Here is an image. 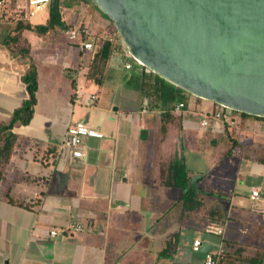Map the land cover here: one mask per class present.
<instances>
[{
    "label": "crops",
    "instance_id": "crops-1",
    "mask_svg": "<svg viewBox=\"0 0 264 264\" xmlns=\"http://www.w3.org/2000/svg\"><path fill=\"white\" fill-rule=\"evenodd\" d=\"M5 2L0 125L28 97L22 76L31 63L38 89L32 118L14 124L17 141L0 166V264H203L209 251L217 264H264V119L235 112L233 123L212 120L202 127L201 114L217 103L184 91L170 108L153 107L139 90L142 67L126 58L122 40L102 83H95L87 77L91 54L80 47L86 39L72 41L66 33L81 24L92 40L108 26L119 41L111 20L91 1L60 0L69 27L53 36L23 29L28 54L11 51L4 38L16 21L45 23L52 1L30 19L26 0ZM166 110L171 117L162 130ZM72 121L103 134L85 138L82 158L65 150L57 156ZM171 160H183L191 183L211 193H198L200 206L183 207L184 190L163 184ZM74 221L85 229L49 235L50 228Z\"/></svg>",
    "mask_w": 264,
    "mask_h": 264
},
{
    "label": "water",
    "instance_id": "water-1",
    "mask_svg": "<svg viewBox=\"0 0 264 264\" xmlns=\"http://www.w3.org/2000/svg\"><path fill=\"white\" fill-rule=\"evenodd\" d=\"M128 53L197 97L264 116V0H90Z\"/></svg>",
    "mask_w": 264,
    "mask_h": 264
},
{
    "label": "trees",
    "instance_id": "trees-1",
    "mask_svg": "<svg viewBox=\"0 0 264 264\" xmlns=\"http://www.w3.org/2000/svg\"><path fill=\"white\" fill-rule=\"evenodd\" d=\"M3 1L4 2L2 6H4V4L6 3L5 0ZM67 27L69 26L63 19L60 0H52V3L49 8V15L45 23L33 24L27 20L19 18L16 21L14 28H12L9 33L5 36L4 43L8 46L11 51L17 49V51L21 55H25L28 54L29 49L27 46H24L22 44V39H20V33L23 29H32L36 30L39 33H49L53 36L57 31L65 29ZM114 30L117 36V40L119 39V41H115L112 35L110 36L98 34L92 37L93 47L89 51V53L91 54V58L89 61L87 77L93 79L97 84L102 83L101 77L104 72L105 65L109 61L111 55L114 53L116 48H118V45L120 46L119 42L121 41V38L118 32L116 31L115 27ZM87 37V33L81 36L82 39H87ZM141 67L142 71L139 75V90L142 96L147 98V101L153 107L166 106V108H170L169 105L179 99L178 92L184 91L188 93L182 88H179L171 84L164 78L158 76L145 66L141 65ZM22 80L26 85L28 97L24 99L22 104L13 111L10 119L0 125V140L2 142L0 144V166L10 159L13 152V148L17 141V136L12 131V127L15 123L18 122L22 124L28 123L32 118L34 112V106L37 101L36 91L38 89L37 71L34 63L30 64L28 70L23 74ZM240 113L244 116H254L256 118L264 119V116L250 115L244 112ZM170 117L171 114L169 110H166L162 114V120H164L162 130L165 129V122ZM226 133L231 139V141H234L227 130ZM200 179L201 177H197L196 181ZM162 182L165 185L180 187L184 190L182 196L183 207H185V205L189 207L190 203L192 207L200 206L202 202L197 199L198 193L202 192L211 195L210 192L202 191L200 186L196 187L194 183H191L187 166L183 160H171L168 162L166 167V173L162 176Z\"/></svg>",
    "mask_w": 264,
    "mask_h": 264
},
{
    "label": "built area",
    "instance_id": "built-area-1",
    "mask_svg": "<svg viewBox=\"0 0 264 264\" xmlns=\"http://www.w3.org/2000/svg\"><path fill=\"white\" fill-rule=\"evenodd\" d=\"M52 0H26L25 6V19H30L31 17L35 16L39 12H41L46 5H48ZM3 0H0V6L3 4ZM67 37L69 40L75 41L77 39H82L81 36L87 33L86 29L82 25L73 26L66 31ZM80 47L85 51H90L93 47L92 40L86 39L80 41ZM134 61H136L134 59ZM139 63L138 61H136ZM140 64V63H139ZM126 68L132 67L131 61H126L124 63ZM96 100L95 94H91L88 98V102L90 104L94 103ZM184 104L182 102L177 103L175 108H181ZM217 108L210 112L201 114L200 125L202 127H206L209 125L210 121L212 120H219V121H226L229 123H233L234 117L233 114L235 111L231 108L221 106L217 104ZM102 132L99 130L92 128L86 125L82 121H72L69 122L65 133L62 137L61 143L58 146L57 156H60L62 150L68 151L73 158H82L85 155L84 150V140L87 137H102ZM56 156V157H57ZM251 197L257 199L258 198V190L252 189L251 190ZM85 229L84 224L78 221H74L66 225L62 229L57 228H50L49 235L55 237L57 235L65 236L68 233H77ZM200 241L198 239H194L192 242V247L194 250L199 248ZM203 264H217V256L215 252L209 251L205 253Z\"/></svg>",
    "mask_w": 264,
    "mask_h": 264
},
{
    "label": "rangeland",
    "instance_id": "rangeland-1",
    "mask_svg": "<svg viewBox=\"0 0 264 264\" xmlns=\"http://www.w3.org/2000/svg\"><path fill=\"white\" fill-rule=\"evenodd\" d=\"M71 24H73V23H71ZM100 34H101V35H110V27H108V26H103V27H101ZM125 55H126V58L132 60V61L135 63V66L138 64L136 61H134V59L132 58V56H131L129 53H126V52H125ZM136 71H137V69H136V67H134V68H132V69H131V68L128 69L127 72H128V74H129V73H132V74L135 75ZM109 98H111V97H109Z\"/></svg>",
    "mask_w": 264,
    "mask_h": 264
}]
</instances>
